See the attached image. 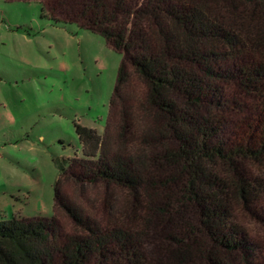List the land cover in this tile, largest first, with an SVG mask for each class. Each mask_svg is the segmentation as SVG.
Masks as SVG:
<instances>
[{
	"label": "trees",
	"instance_id": "1",
	"mask_svg": "<svg viewBox=\"0 0 264 264\" xmlns=\"http://www.w3.org/2000/svg\"><path fill=\"white\" fill-rule=\"evenodd\" d=\"M140 1H46L48 11L98 32L124 54L105 135L78 125L83 157L72 164L79 179L126 190L135 200L159 171V180L183 187L203 225L233 251L246 240L231 235L238 228L232 206L259 205L264 194L262 183L240 173L247 162L264 166V0H240L256 7L229 6V19L201 0H147L135 9ZM125 18H134L131 29ZM205 104L211 109L204 116ZM68 175L72 169L61 178ZM61 178L55 201L65 206ZM68 210L79 234L59 245L52 218L0 223V264H162L147 257L127 225L102 232ZM184 244L168 264H189Z\"/></svg>",
	"mask_w": 264,
	"mask_h": 264
},
{
	"label": "rangeland",
	"instance_id": "2",
	"mask_svg": "<svg viewBox=\"0 0 264 264\" xmlns=\"http://www.w3.org/2000/svg\"><path fill=\"white\" fill-rule=\"evenodd\" d=\"M46 1L0 0V223L52 218L59 245L79 234L70 208L102 232L127 225L139 236L147 257L162 264L183 243L189 264H264V194L259 205L232 206L238 228L231 235L235 241L246 240L232 251L222 245L219 233L203 225L199 206L185 197L183 187L159 180V171L139 200L115 186L79 179L76 162L83 153L77 126L105 135L124 54L98 32L48 11ZM201 1L226 19L231 17L229 6L256 7L240 0ZM146 3L136 2L135 9ZM133 22L123 20L129 29ZM191 69L203 74L200 67ZM135 86L141 93L143 85ZM208 109L205 104L201 115ZM240 168L264 185V166L247 162ZM70 169L73 175L61 178ZM60 178L65 206L55 201Z\"/></svg>",
	"mask_w": 264,
	"mask_h": 264
}]
</instances>
